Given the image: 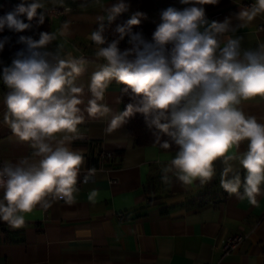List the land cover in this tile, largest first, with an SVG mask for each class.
I'll use <instances>...</instances> for the list:
<instances>
[{"label": "clouds", "instance_id": "obj_1", "mask_svg": "<svg viewBox=\"0 0 264 264\" xmlns=\"http://www.w3.org/2000/svg\"><path fill=\"white\" fill-rule=\"evenodd\" d=\"M217 2L179 0L184 7L169 6L161 11V22L151 40L133 31L147 18L143 12L137 11L117 25L119 39L96 52L105 63L91 76L87 87L92 98L84 109L80 107L85 103L84 85L76 81L87 60L71 54L62 56L60 46L56 51L49 50L56 33L41 32L38 40L19 36L17 43L25 47L14 53L11 63L0 73V82L7 89L3 95L7 109L4 122L20 141L31 142L33 156L39 159L30 162L25 157L16 164L7 162L0 169V221L19 229L25 226L26 215L38 206L47 210L52 201H75L85 159L81 151L71 150L66 142L80 138L78 126L84 123L85 112L90 118L110 112L100 101L113 80L125 86V93L130 90L136 103L127 104L124 111L112 117L109 133L141 113L148 127L158 131V142L161 136L168 138L161 146L175 147L169 166L162 169L164 173L175 169L184 186L197 180L205 184L214 176V162L222 158L226 165L222 188L257 204L256 197L264 184V123L246 115L240 105L256 97L264 99V45L241 51V38L231 36L225 37L222 45L220 37L231 30L230 19L209 22L203 7ZM44 7L40 0H21L11 12L0 16V32L5 28L24 32L32 27L34 19L43 24L45 17L38 9ZM129 7L123 0L112 5L108 21ZM262 12L264 0H256L237 18L252 21ZM102 31L103 24L90 35L97 45L105 44ZM126 36L132 47L121 51L118 44ZM8 42V37L0 39V52ZM58 134H62L59 140ZM243 142H247V150L238 154ZM230 161H238L246 170L242 196L241 176L228 178L232 172ZM163 181L169 182L167 175ZM97 195L96 190L91 191L88 200L95 202Z\"/></svg>", "mask_w": 264, "mask_h": 264}, {"label": "crops", "instance_id": "obj_2", "mask_svg": "<svg viewBox=\"0 0 264 264\" xmlns=\"http://www.w3.org/2000/svg\"><path fill=\"white\" fill-rule=\"evenodd\" d=\"M40 2L45 5L39 9L44 13L69 8L51 18V33H56V39L48 48L56 51L60 46L62 56L71 54L87 60L76 81L84 85L85 103L80 105L84 109L92 98L87 87L91 76L105 63L96 56L98 49L90 35L107 18L108 9L121 0ZM123 2L130 5L124 12L128 17L137 11L146 14L142 24L158 25L162 10L184 7L179 0ZM20 3L21 0H0V11ZM246 3L251 6L246 7ZM255 3L256 0H218L215 5H203L209 22L230 19L231 30L220 37L222 45L227 36L241 38V51L264 45V30L257 29L259 23H264V12L252 21L237 18L241 10H250ZM10 63L11 59L0 61V73ZM120 90L121 84L113 80L100 101L110 112L98 118H90L85 112V121L78 126L80 138L66 142L71 150L81 151L85 159L75 201H52L47 210L38 206L26 215L25 226L19 229L0 221V264H264V184L261 195L256 197L257 204L252 205L246 197L240 199L222 188L220 181L226 167L222 158L214 162V176L205 184L197 180L184 186L175 169L164 173L162 169L169 166L175 151H164L155 145L137 146L126 124L107 131L112 117L122 112ZM6 91L0 82V167L25 157L30 162L39 159L33 156L31 142L20 141L4 122ZM240 107L246 115L264 123V99L242 101ZM61 138L62 134H58L57 140ZM246 150L247 142H243L237 153ZM103 151L113 156H101ZM229 164L232 172L228 178L241 176L242 196L246 170L238 161ZM81 173L93 177L79 184ZM164 175L168 183H164ZM93 190L98 192L95 202L88 200ZM241 232L246 233L245 238L224 252L227 238Z\"/></svg>", "mask_w": 264, "mask_h": 264}, {"label": "trees", "instance_id": "obj_3", "mask_svg": "<svg viewBox=\"0 0 264 264\" xmlns=\"http://www.w3.org/2000/svg\"><path fill=\"white\" fill-rule=\"evenodd\" d=\"M17 5H12L7 11L2 12L0 11V16H4L6 13L11 12ZM38 13H43L45 20L43 24L38 23V19H34L31 24L32 27L24 32H14L7 28L4 29L3 32H0V39L4 37L9 38V42L5 44L4 50L0 52V61L4 59H12L14 53L25 47L23 44L17 43L19 36H29L33 39L38 40L40 37L41 32H49L51 33V21L50 18L47 16L46 12H42L38 9ZM125 13L120 14L116 17L115 20L109 22L106 18L101 23L97 24L94 31H98L100 29V25L103 24V31L102 35L105 39V44L97 45L92 41V44L99 48L106 47L108 43L112 42L113 40L119 39V34L116 32L117 25L123 24L129 19ZM25 22H28L25 18ZM157 25L152 23L147 24H140L139 26L133 29L134 32H139L143 35L146 40H151L152 33L155 31ZM118 47L121 51H124L128 48H131L132 45L128 43V37L126 36L123 40H120ZM124 85L121 84V107L122 111L125 110V106L129 103H136V100L132 98L130 90L129 92L125 93L123 91ZM129 134L133 137L134 142L137 146H148V145H155L159 149L164 151H175V147L173 146L172 149H164L161 146V143L164 139H168L166 136H161L160 141H157V134L158 131L153 127L149 128L148 124L146 123L145 117L141 113H136L132 117L127 118V122L125 123Z\"/></svg>", "mask_w": 264, "mask_h": 264}, {"label": "built area", "instance_id": "obj_4", "mask_svg": "<svg viewBox=\"0 0 264 264\" xmlns=\"http://www.w3.org/2000/svg\"><path fill=\"white\" fill-rule=\"evenodd\" d=\"M251 4L249 3H246V7H250ZM69 11V8H64V9H51V10H48L46 11V14L47 16L50 18H53L55 17L56 15H58L60 12H67ZM257 29L258 30H264V23H259L257 25ZM101 156H104V157H107V158H111L113 156V153L112 152H109V151H103L100 153ZM3 167H0V169H2ZM80 171H84L82 168ZM92 175L91 174H87V173H81L80 176H79V184L83 183V182H86V181H89L92 179ZM87 178V179H85ZM111 183H116V180L115 179H111ZM246 236V233H237V234H234L230 237L227 238L224 246H223V251L224 252H229L231 251L232 249H234L236 247V245L238 243H240V241H242Z\"/></svg>", "mask_w": 264, "mask_h": 264}]
</instances>
